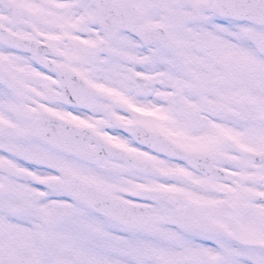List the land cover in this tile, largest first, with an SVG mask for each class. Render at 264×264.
Masks as SVG:
<instances>
[{"label": "snow or ice", "instance_id": "6c2138e0", "mask_svg": "<svg viewBox=\"0 0 264 264\" xmlns=\"http://www.w3.org/2000/svg\"><path fill=\"white\" fill-rule=\"evenodd\" d=\"M0 264H264V0H0Z\"/></svg>", "mask_w": 264, "mask_h": 264}]
</instances>
